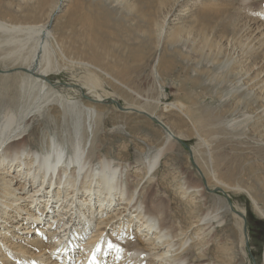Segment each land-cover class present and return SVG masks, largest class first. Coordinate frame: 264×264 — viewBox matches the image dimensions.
Returning <instances> with one entry per match:
<instances>
[{
	"label": "rangeland",
	"instance_id": "rangeland-1",
	"mask_svg": "<svg viewBox=\"0 0 264 264\" xmlns=\"http://www.w3.org/2000/svg\"><path fill=\"white\" fill-rule=\"evenodd\" d=\"M100 1L51 0L48 6L38 0H0V23L38 24L57 5L49 25L53 71L45 81L56 86L60 97L79 104V111L90 104L107 116V124L95 136V155L147 165L168 144V132L181 136L183 140L170 144L172 150L154 180L148 176L142 182L145 193L165 207L167 222L175 227H186L192 212L221 213L223 224H214L213 240L205 238L206 264H264V230L255 228L256 221L264 223V30L256 32L264 28V0H130L123 5L110 0L108 29L118 34H112L107 48L97 53L100 61L93 63L90 57L95 51L87 50L93 38L81 23L72 26L70 19L77 14L75 4L85 8ZM8 49L0 43V52ZM5 56L0 55V118L7 94L17 92L26 112L41 93L40 85L19 69L21 62ZM5 63L15 65L4 70ZM24 78L26 91L18 89ZM110 78L123 84L121 90ZM9 84L14 87L8 88ZM90 85L98 95L110 97L107 102L91 103ZM57 99L52 97L41 114L33 115L27 134L32 133L35 149L40 150L50 137L66 143L73 135L71 113L77 111L60 108ZM133 172L129 174L134 178ZM182 178L210 187L202 202L196 201L198 211L179 192ZM217 183L230 189H216ZM234 211H243L247 220L245 246L244 224ZM197 249L185 254L191 264H198Z\"/></svg>",
	"mask_w": 264,
	"mask_h": 264
},
{
	"label": "bare ground",
	"instance_id": "bare-ground-1",
	"mask_svg": "<svg viewBox=\"0 0 264 264\" xmlns=\"http://www.w3.org/2000/svg\"><path fill=\"white\" fill-rule=\"evenodd\" d=\"M109 1L101 0L98 5L90 3L85 8L77 3V14L70 19L72 26L81 23L87 36L93 38L94 42L87 47L90 52L95 51L90 57L93 63L100 61L97 53L107 48L112 34H118L108 29L112 16L107 8ZM38 2L51 5V0ZM127 2L130 0H113L111 4ZM50 8L45 21L38 24L8 26L0 23V43L9 46L0 55L19 60V69L25 71L28 80L39 84L41 90L26 112L17 92L2 96L5 113L0 118V264H191L186 256L193 254L196 248L195 261L206 264L209 242L216 235L215 232L212 237L214 224H223L218 210L198 211L196 201L201 203L206 188L210 187L182 178L179 192L194 204V211L198 213L189 214L186 227H175L177 224L167 222L169 215L165 207H159L141 185L148 176L150 181L154 180V174L172 150L170 144L183 139L168 132V144L156 150L151 160L147 159L148 166L143 161L140 165L117 163L108 157L96 156L95 136L101 126L107 124V116L99 114L97 107L90 104L79 111V104L67 96L60 97L55 92L56 86L45 81L53 71L49 58L53 33L49 25L58 6ZM168 17L161 28L160 39L165 34ZM262 30L264 28H257L256 32L262 34ZM14 65L2 66L8 70ZM111 80L118 85L116 87H123L118 80ZM13 84L8 88L14 87ZM27 85L24 78L18 89L26 91ZM89 88L94 95V100L90 101L93 104L102 105L110 98L98 95L93 85ZM29 89L33 88L29 86ZM52 97L59 99L60 108L77 111L71 113L76 127L66 143L59 137H50L38 150L34 148L32 133L27 132L33 115L41 114ZM125 109L147 115L138 108ZM59 113L66 118L62 110ZM153 117L150 115L151 119ZM143 170L146 176L141 180ZM129 171H134V178ZM217 185L216 189L225 192L230 189ZM253 203L258 208L254 199ZM234 214L243 222V211H234ZM127 224L133 226L127 227ZM241 231L245 246L244 225ZM206 236H210L208 243ZM191 240L192 245H189Z\"/></svg>",
	"mask_w": 264,
	"mask_h": 264
},
{
	"label": "trees",
	"instance_id": "trees-1",
	"mask_svg": "<svg viewBox=\"0 0 264 264\" xmlns=\"http://www.w3.org/2000/svg\"><path fill=\"white\" fill-rule=\"evenodd\" d=\"M255 228L256 229H263L264 230V223L260 221L255 222Z\"/></svg>",
	"mask_w": 264,
	"mask_h": 264
},
{
	"label": "water",
	"instance_id": "water-1",
	"mask_svg": "<svg viewBox=\"0 0 264 264\" xmlns=\"http://www.w3.org/2000/svg\"><path fill=\"white\" fill-rule=\"evenodd\" d=\"M243 222H244V232H245V235H246V223H247V220H246V217L244 215V217L242 218ZM247 236V235H246Z\"/></svg>",
	"mask_w": 264,
	"mask_h": 264
}]
</instances>
